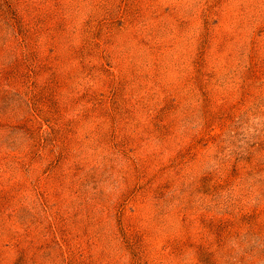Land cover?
Returning <instances> with one entry per match:
<instances>
[{
  "label": "rangeland",
  "instance_id": "obj_1",
  "mask_svg": "<svg viewBox=\"0 0 264 264\" xmlns=\"http://www.w3.org/2000/svg\"><path fill=\"white\" fill-rule=\"evenodd\" d=\"M0 264H264V0H0Z\"/></svg>",
  "mask_w": 264,
  "mask_h": 264
}]
</instances>
